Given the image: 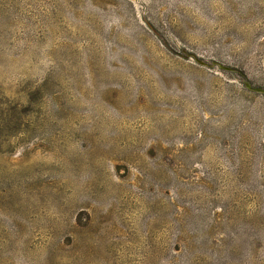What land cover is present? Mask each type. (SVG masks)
<instances>
[{
    "label": "rangeland",
    "instance_id": "obj_1",
    "mask_svg": "<svg viewBox=\"0 0 264 264\" xmlns=\"http://www.w3.org/2000/svg\"><path fill=\"white\" fill-rule=\"evenodd\" d=\"M256 88L264 0H0V264H264Z\"/></svg>",
    "mask_w": 264,
    "mask_h": 264
},
{
    "label": "water",
    "instance_id": "obj_2",
    "mask_svg": "<svg viewBox=\"0 0 264 264\" xmlns=\"http://www.w3.org/2000/svg\"><path fill=\"white\" fill-rule=\"evenodd\" d=\"M247 87H248L249 89H252V88H251V85L248 84V83H247ZM253 90L256 91V92H258V93L264 94V89H262V88H256V89H253Z\"/></svg>",
    "mask_w": 264,
    "mask_h": 264
}]
</instances>
